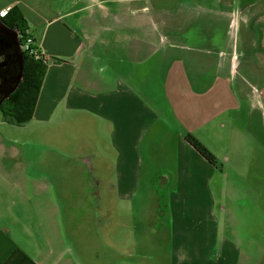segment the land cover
I'll list each match as a JSON object with an SVG mask.
<instances>
[{
    "label": "crops",
    "instance_id": "0c3cea01",
    "mask_svg": "<svg viewBox=\"0 0 264 264\" xmlns=\"http://www.w3.org/2000/svg\"><path fill=\"white\" fill-rule=\"evenodd\" d=\"M14 7L35 46L51 59L27 122L37 124L33 132L50 152L38 161V173L26 174L24 160L7 159L20 154L17 145L0 141V164L8 171L0 170V264H39L36 250L1 225L6 215L19 213L17 198L28 199L32 224L59 214L60 199L99 213L103 165L115 173L117 167L119 176V167L141 165L128 152L153 130L176 138L181 180L206 183L214 247L220 222L211 183L223 155L218 151H225L224 161L228 151L226 139L216 148L217 135L255 120L263 129L256 135L263 157L256 221L264 222V0H0V13ZM106 128L115 156L102 160L92 152L100 168L68 156L71 134ZM188 134L214 153L215 166L188 143ZM182 237L183 231L173 235L175 241Z\"/></svg>",
    "mask_w": 264,
    "mask_h": 264
},
{
    "label": "rangeland",
    "instance_id": "374dc122",
    "mask_svg": "<svg viewBox=\"0 0 264 264\" xmlns=\"http://www.w3.org/2000/svg\"><path fill=\"white\" fill-rule=\"evenodd\" d=\"M5 119L0 112V141L17 145L20 151L7 159H22L27 163L23 172L38 173V161L47 158L50 150L33 132L37 124L15 125ZM261 129L248 119L217 135L216 148L226 139L223 143L228 151L227 161L225 151H218L223 155L218 157V172L211 183L220 222L214 247L209 246L215 232L209 229L206 183L192 185L181 180L176 138L171 134L161 138L155 130L140 143L138 139L132 142L136 149L128 154L141 165L119 167L120 176L117 167L115 173L112 165H103L105 188L101 189L103 208L99 213H84L79 206H70L69 198L66 203L60 199L59 214L32 224L33 216L27 213L31 207L22 197L17 198L19 213L6 215L1 225H7L16 240L36 250L33 253L39 264H212L220 257L221 264H264V222L256 221L257 181L263 166L256 135ZM107 130L71 134L68 156L93 160V168H100L96 156L90 159L92 152H98L102 160L115 156ZM165 140V148L160 150L156 145ZM5 166L10 170V165ZM4 168L0 164V170L8 172ZM8 201L11 204L13 199ZM92 204L97 208L100 202L96 199ZM178 231L186 237L175 241L173 235Z\"/></svg>",
    "mask_w": 264,
    "mask_h": 264
},
{
    "label": "trees",
    "instance_id": "16d2710c",
    "mask_svg": "<svg viewBox=\"0 0 264 264\" xmlns=\"http://www.w3.org/2000/svg\"><path fill=\"white\" fill-rule=\"evenodd\" d=\"M9 24L18 29L20 32L27 30V24L20 11L14 7L6 16ZM25 60L24 78L18 90L11 96L6 103L3 114L6 119L14 124H25L32 118L37 98L39 96L40 88L42 86L44 76L47 70V65L42 61L23 54ZM188 143L198 151L206 160L212 165H216L215 156L194 136L186 135Z\"/></svg>",
    "mask_w": 264,
    "mask_h": 264
},
{
    "label": "flooded vegetation",
    "instance_id": "af4514ba",
    "mask_svg": "<svg viewBox=\"0 0 264 264\" xmlns=\"http://www.w3.org/2000/svg\"><path fill=\"white\" fill-rule=\"evenodd\" d=\"M13 31H16L18 33V41L21 48L20 31L9 24V21L6 20V16H0V101L4 98L10 84H12L15 80L12 75V72H14V66H11L14 61L9 60L10 55L4 45L5 40L7 41V39H13ZM10 68L11 72H9ZM11 96L3 100L2 104L0 105V112L3 113L4 105H6Z\"/></svg>",
    "mask_w": 264,
    "mask_h": 264
},
{
    "label": "water",
    "instance_id": "95a60500",
    "mask_svg": "<svg viewBox=\"0 0 264 264\" xmlns=\"http://www.w3.org/2000/svg\"><path fill=\"white\" fill-rule=\"evenodd\" d=\"M4 45L6 50L9 52V60L14 61L11 66H14V72H12V75L15 80L12 84H10L4 98L0 101V105L2 104L3 100L10 97L18 89L23 81L25 71V60L20 48V43L18 41V33L13 31V39H7V41L5 40ZM9 72H11V68Z\"/></svg>",
    "mask_w": 264,
    "mask_h": 264
},
{
    "label": "built area",
    "instance_id": "2783aa9c",
    "mask_svg": "<svg viewBox=\"0 0 264 264\" xmlns=\"http://www.w3.org/2000/svg\"><path fill=\"white\" fill-rule=\"evenodd\" d=\"M8 10L1 11L0 16H7L9 11ZM20 39H21V50L23 54L28 55L29 57L35 59L36 61H42L46 65L51 60L50 56L42 51L40 48L35 46L34 38L29 30H25L24 32H20Z\"/></svg>",
    "mask_w": 264,
    "mask_h": 264
}]
</instances>
